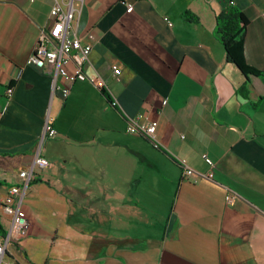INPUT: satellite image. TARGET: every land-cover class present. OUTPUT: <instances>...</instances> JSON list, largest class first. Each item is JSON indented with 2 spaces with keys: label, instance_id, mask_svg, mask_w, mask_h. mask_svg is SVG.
<instances>
[{
  "label": "crops",
  "instance_id": "obj_1",
  "mask_svg": "<svg viewBox=\"0 0 264 264\" xmlns=\"http://www.w3.org/2000/svg\"><path fill=\"white\" fill-rule=\"evenodd\" d=\"M54 2L0 0L5 233L2 201L33 164L49 112L58 133L24 198L28 235L6 261L264 264V82L251 76L244 97L246 78L215 36L231 3L248 20L246 62L264 70V0H131V13L122 0H85L75 31L105 87L77 82L66 100L27 65ZM139 116L158 124L155 141L126 132ZM179 159L197 176L184 180Z\"/></svg>",
  "mask_w": 264,
  "mask_h": 264
},
{
  "label": "built area",
  "instance_id": "obj_2",
  "mask_svg": "<svg viewBox=\"0 0 264 264\" xmlns=\"http://www.w3.org/2000/svg\"><path fill=\"white\" fill-rule=\"evenodd\" d=\"M34 1V0H31ZM127 7V13L133 11L131 0H122ZM85 0H55L50 11L52 25L41 32L39 41L27 61V65L48 74L53 81V96L60 95L66 100L77 82H89L93 86L104 90L105 84L99 77L91 76L86 71V65L90 62L93 47L91 44H83L76 35L75 24ZM170 26H172L170 24ZM114 74L120 75L118 67H114ZM13 90L9 88L6 92L11 97ZM167 101L163 102L166 105ZM55 119L47 115L43 134L40 139L35 159L31 167L19 174L20 185L11 187L2 201L3 212L10 217V225L0 240V264H9L6 261L7 251L14 241H22L29 232V219L23 210L24 198L38 171L50 167V162L41 155L44 143L58 136L54 128ZM126 132L131 135L145 137L155 141L158 124L156 122H145L141 116L137 118H126ZM206 163L213 167L210 159ZM178 165L182 172V178L189 180L197 173L188 165L184 159H179ZM210 178L212 175L209 176ZM228 203H232L233 197H227Z\"/></svg>",
  "mask_w": 264,
  "mask_h": 264
},
{
  "label": "trees",
  "instance_id": "obj_3",
  "mask_svg": "<svg viewBox=\"0 0 264 264\" xmlns=\"http://www.w3.org/2000/svg\"><path fill=\"white\" fill-rule=\"evenodd\" d=\"M189 22H198V18L189 12L184 14ZM248 20L245 14L231 3H224L221 13L216 18L215 36L224 46L227 61L238 67L246 78V84L241 89V94H249L247 84L251 76L260 78L264 82V70L250 67L245 59V35ZM104 92V90H102ZM0 233L5 236V231L0 224Z\"/></svg>",
  "mask_w": 264,
  "mask_h": 264
}]
</instances>
